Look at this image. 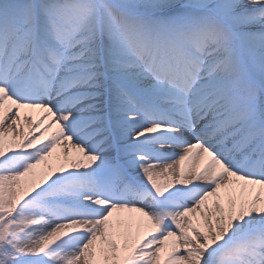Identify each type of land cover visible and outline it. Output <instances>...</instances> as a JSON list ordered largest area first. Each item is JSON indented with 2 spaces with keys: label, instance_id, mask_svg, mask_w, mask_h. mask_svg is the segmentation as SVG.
<instances>
[{
  "label": "snow or ice",
  "instance_id": "obj_1",
  "mask_svg": "<svg viewBox=\"0 0 264 264\" xmlns=\"http://www.w3.org/2000/svg\"><path fill=\"white\" fill-rule=\"evenodd\" d=\"M0 264H264V0H0Z\"/></svg>",
  "mask_w": 264,
  "mask_h": 264
}]
</instances>
